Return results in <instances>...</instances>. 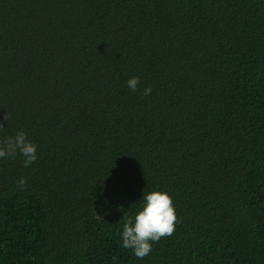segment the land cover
I'll use <instances>...</instances> for the list:
<instances>
[{
  "label": "trees",
  "instance_id": "trees-1",
  "mask_svg": "<svg viewBox=\"0 0 264 264\" xmlns=\"http://www.w3.org/2000/svg\"><path fill=\"white\" fill-rule=\"evenodd\" d=\"M0 122L38 157L0 159V264H264V0H0Z\"/></svg>",
  "mask_w": 264,
  "mask_h": 264
},
{
  "label": "clouds",
  "instance_id": "clouds-1",
  "mask_svg": "<svg viewBox=\"0 0 264 264\" xmlns=\"http://www.w3.org/2000/svg\"><path fill=\"white\" fill-rule=\"evenodd\" d=\"M139 84L138 77H132L127 81L129 89L133 92L138 90ZM151 92L150 87L145 88L143 95L148 96ZM4 120L7 121L6 116ZM3 128V122H0V129ZM17 153L24 157L25 168L30 167L38 159L36 144L31 142L23 131L0 141V159L15 157ZM26 183L25 178L17 182L21 190ZM143 200L145 202L143 209L134 218H124L121 234L122 247L132 250L138 259H143L151 253L153 243L172 236L178 222L172 199L166 192L153 191L144 194Z\"/></svg>",
  "mask_w": 264,
  "mask_h": 264
}]
</instances>
